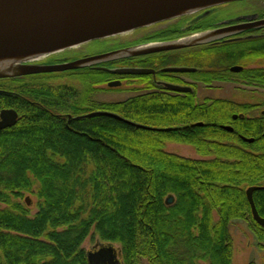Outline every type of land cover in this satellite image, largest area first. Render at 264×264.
I'll return each mask as SVG.
<instances>
[{
    "label": "trees",
    "instance_id": "obj_1",
    "mask_svg": "<svg viewBox=\"0 0 264 264\" xmlns=\"http://www.w3.org/2000/svg\"><path fill=\"white\" fill-rule=\"evenodd\" d=\"M66 72L81 78V98L66 83L32 79L44 74L1 78L10 83L0 85V110L18 116L0 129V264H88L81 244L91 230L120 245L122 264H232L235 219L264 247L245 195L264 185V135L248 142L235 136L239 129L220 127L236 104L201 106L192 93L145 88L98 101L92 94L108 88L110 71ZM96 110L144 127L107 115L76 118ZM167 141L190 144L202 158L167 152ZM24 192L36 197L33 214L18 199ZM253 200L264 216V188Z\"/></svg>",
    "mask_w": 264,
    "mask_h": 264
},
{
    "label": "water",
    "instance_id": "obj_2",
    "mask_svg": "<svg viewBox=\"0 0 264 264\" xmlns=\"http://www.w3.org/2000/svg\"><path fill=\"white\" fill-rule=\"evenodd\" d=\"M227 1L231 0H0V79L95 66L99 62L206 42L218 33L204 31L195 38H188L193 36L188 35L164 42L140 43L60 63L35 62L45 55L91 40L129 32ZM103 69L120 74H143L152 71L142 67ZM167 69L192 70L186 66H171ZM106 85L119 86L120 81L112 80ZM168 87L186 90L176 85ZM94 115H107L137 127H144L110 111H91L76 118ZM17 116L15 109L2 108L0 129L15 124ZM223 127L231 130L230 126ZM243 140L251 141L252 138L243 137ZM260 188H264V185H250L246 188L245 195L252 218L264 228V216L258 213L253 200V191ZM25 201L29 203L28 196ZM171 201L172 196H168L166 202ZM96 246L86 252L88 264H122L117 258L116 247L111 243ZM117 251L119 256L120 251Z\"/></svg>",
    "mask_w": 264,
    "mask_h": 264
},
{
    "label": "flooded vegetation",
    "instance_id": "obj_3",
    "mask_svg": "<svg viewBox=\"0 0 264 264\" xmlns=\"http://www.w3.org/2000/svg\"><path fill=\"white\" fill-rule=\"evenodd\" d=\"M204 31H216L218 34L203 43L113 59L100 62L93 67H102L100 69L142 67L152 70L143 74L111 72L113 78L107 82L119 80L118 87L145 88L174 95L192 93L194 103L201 106L213 104L218 98L226 99L236 104L238 110L226 114L227 117L220 127L225 129L224 125L230 126L231 130L225 129L229 132H234L235 128L239 129L235 136L242 140L246 137L242 131H249L252 135L247 138L252 140L248 142H252L256 135H264V0L227 1L179 16L172 24L143 37H134L122 42L115 40L109 47L81 55L79 53L61 55L63 52L59 51L52 56L41 57L35 62L60 63L86 55L140 43L169 41ZM171 66H186L192 70H168L167 68ZM62 72L64 71L46 74ZM169 85L183 87L186 90H174L168 87ZM216 90L230 91L233 96L209 95V92Z\"/></svg>",
    "mask_w": 264,
    "mask_h": 264
},
{
    "label": "rangeland",
    "instance_id": "obj_4",
    "mask_svg": "<svg viewBox=\"0 0 264 264\" xmlns=\"http://www.w3.org/2000/svg\"><path fill=\"white\" fill-rule=\"evenodd\" d=\"M178 17L165 20L167 22H157L149 26H145L142 28L135 29L134 31L125 32L122 34H118L111 37L102 38L99 40L89 41L87 43H83L78 46L66 48L61 50L63 53L61 55H72L79 53L80 55L87 52H94L100 50L105 47H109L113 45V41L118 40V42L125 41L126 39L134 38V37H143V35H147L148 33L156 30H161L163 26L172 24L174 20ZM163 22V23H162ZM58 53V52H57ZM53 55V54H49ZM58 55V54H57ZM44 75H37L35 78H32L34 81H46L47 83H66L71 85L77 91L80 90V98L84 92V86L81 82H79V75L71 72H62V73H53L50 75H46V73H38ZM81 77V76H80ZM26 81L29 78H22ZM10 82L6 79H0V85H7ZM11 85H16L15 83H11ZM103 87H107L106 84L102 85ZM116 87V86H115ZM139 93L138 91H130L125 90L123 87L121 88H105L103 90L95 91L92 94V98L98 101H121L130 96ZM209 95L213 97H226L233 96L230 91L227 90H216L209 92ZM87 107L82 105L80 107V111L86 110ZM165 150L170 153H175L182 156H190L192 158H202L200 157L194 150V148L187 143L183 142H175V141H167L164 146ZM28 196V204L25 201V197ZM21 203L26 204L27 208L30 211V214H33L36 210L35 203L36 197L31 192H24L21 197L18 198ZM4 204L0 202V207H3ZM230 234L233 240V255H232V264H247L249 262H255L256 264H264V247L260 246L256 234L253 230L248 226L247 222L235 219L229 225ZM106 242L102 241L93 230L86 236L84 241L81 244V247L87 252L88 250H92L97 244H105ZM116 249L120 250V245L117 243L112 244ZM97 247V246H96ZM119 260L122 263L121 255H119ZM205 264V263H203Z\"/></svg>",
    "mask_w": 264,
    "mask_h": 264
},
{
    "label": "bare ground",
    "instance_id": "obj_5",
    "mask_svg": "<svg viewBox=\"0 0 264 264\" xmlns=\"http://www.w3.org/2000/svg\"><path fill=\"white\" fill-rule=\"evenodd\" d=\"M193 36H190V37H188V38H195V37H198L199 35H201V33H197V34H192ZM111 37V36H110ZM187 39V38H186ZM96 40H99V39H96ZM91 41H93V40H91ZM89 42V41H88ZM87 43V42H86ZM59 52V51H58ZM54 53H57V52H54ZM54 53H51V54H54ZM46 56V55H45ZM44 57V56H43ZM41 58V57H40ZM105 62V61H104ZM100 63V62H99ZM96 64H98V63H96ZM118 86H116V88H117ZM112 88V87H111ZM113 88H115V87H113Z\"/></svg>",
    "mask_w": 264,
    "mask_h": 264
}]
</instances>
